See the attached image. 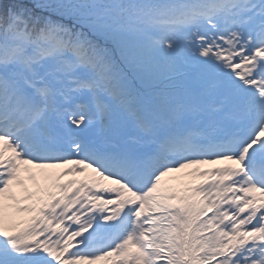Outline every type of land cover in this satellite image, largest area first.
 Segmentation results:
<instances>
[{
    "label": "snow or ice",
    "instance_id": "obj_1",
    "mask_svg": "<svg viewBox=\"0 0 264 264\" xmlns=\"http://www.w3.org/2000/svg\"><path fill=\"white\" fill-rule=\"evenodd\" d=\"M0 264H264V0H0Z\"/></svg>",
    "mask_w": 264,
    "mask_h": 264
}]
</instances>
